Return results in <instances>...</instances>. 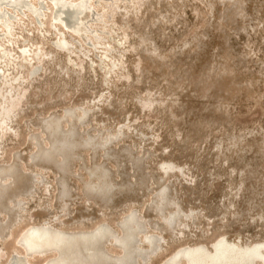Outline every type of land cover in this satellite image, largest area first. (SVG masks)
<instances>
[{"label": "rangeland", "instance_id": "obj_1", "mask_svg": "<svg viewBox=\"0 0 264 264\" xmlns=\"http://www.w3.org/2000/svg\"><path fill=\"white\" fill-rule=\"evenodd\" d=\"M56 1L0 17V108L18 102L0 134V168L13 169L0 171V264L23 254L20 232L45 222L73 232L105 223L106 264L123 255L129 215L137 250L125 264H160L220 236L264 240V0H132L107 13L106 0H90L101 18ZM82 20L90 29L76 31ZM60 36L69 49L54 46ZM55 119L81 144L40 156ZM100 168L108 199L88 186Z\"/></svg>", "mask_w": 264, "mask_h": 264}, {"label": "bare ground", "instance_id": "obj_2", "mask_svg": "<svg viewBox=\"0 0 264 264\" xmlns=\"http://www.w3.org/2000/svg\"><path fill=\"white\" fill-rule=\"evenodd\" d=\"M30 1L31 0H0V17L2 19L4 18V20L6 18V21H9V18L11 19L13 15V9H9V6H12L14 8L19 5L25 6L29 4ZM38 1L39 2L37 4L43 3V0H38ZM118 2L123 3V4H129V2H132V0H113V2H111L110 0H106V4H103V8L105 6H108V7L104 11L107 13L110 10H113V8L116 6ZM56 4L58 5L57 7L65 8L66 10L70 11L75 16L76 14H80L85 11H88V13L90 14L92 13V11L93 13H95L94 8L92 7L93 3L90 4V0H75V3L67 2L66 0H58L56 1L55 5ZM25 8L28 9V7H25ZM29 9L31 8L29 7ZM36 10L38 11L37 8ZM66 10L64 12H66ZM34 12L35 11H33V13ZM94 15L95 16L97 15V18L98 16L99 18H101L102 17L101 15L103 14L95 13ZM84 20H82V23L76 27V31L77 30H88V28L90 29V27H88V24ZM9 23L11 24V22ZM73 27L71 26V28ZM94 30L96 32V28ZM94 30H92V32H94ZM105 32H109V30L108 31L105 30ZM56 39L57 37L53 38L54 46L57 45L59 47H63L64 51L65 49L70 48L69 42L66 40V38L64 39L62 38V36H60L59 39L57 40ZM1 50H4L6 52L7 49L1 48L0 51ZM22 50L26 51V48H23ZM30 50L31 49H29V51ZM35 54L37 55V58L39 60L42 59L41 58L42 55L41 56L38 55L39 53H37V49L34 50L33 55ZM2 55L3 54H0V57ZM5 65L6 64H4V66ZM8 65H9V62H8ZM36 70L37 68H32L31 72L34 73ZM1 91H2V87H1ZM8 93L10 95V92ZM16 97L17 96L8 97V98H11L9 99L10 101H8V104L0 108V134L5 131L4 126H6L5 123L8 122L7 119H9L14 103L17 100ZM16 103L18 102L16 101ZM45 127L50 132V136L52 137V142H51L50 147L48 148L39 147L37 154L40 156L49 157L52 154L51 150H54V151L60 152L64 157H66L72 154V149H74L76 146L81 144L79 141L73 138L74 133H75V128L71 127L66 132L63 131L61 128L59 119L48 121L47 123H45ZM84 141H86L88 144H94L92 137ZM101 170L102 171L98 178L99 180H97L98 182L91 183L90 185L88 184V186L92 192L99 194L104 199H108L111 194L112 184L108 180V174L106 170L105 169H101ZM0 171L12 172L13 169H11L10 167L9 168L1 167ZM95 171H98V170L91 171L92 176L95 173ZM2 196H3V191L2 189H0V199L2 198ZM158 209H161V208L158 207ZM175 215H176L175 212H172L171 215L169 216L168 221L170 225L173 224ZM130 220H132V215L127 216V218L123 221L126 227H123V231H122L123 234L120 236H117L116 238L117 239L116 241L119 244V248L121 247L122 252H123V255L116 257L117 264H125V261L131 262L135 259V250H137V246L133 245V242L131 239V236L134 234V231H132L131 228H129V225L127 224ZM50 223L45 222V223L37 224V225L32 224L30 227L20 232V235H18V237H15V238H17L16 245L23 249V254H18L19 252L18 253L16 252L12 256V258L5 264H33L31 261V258H35L36 256L44 257L48 254H50V256L43 262V264H106L109 260H111V257H112L110 254L111 252L109 253L104 246H105V242L108 239V237L112 235L113 233L107 227L105 223L98 225L92 230L78 231V232L65 231L64 229L62 230V229L56 228L57 226L56 227L52 226ZM180 233L178 234L182 235ZM154 238H155L154 235H147L145 238V241L147 242V244H151V243H154ZM164 245H165L164 242L158 243V245L155 246V250L153 251H157L156 253L161 252L162 249L158 250V248H163ZM183 263L184 264H264V240L255 241L251 243H245L240 238L228 239L224 236H220L217 239L213 240L210 245L197 244V245L182 246L178 248L177 250H175L173 253H171L160 264H183Z\"/></svg>", "mask_w": 264, "mask_h": 264}]
</instances>
